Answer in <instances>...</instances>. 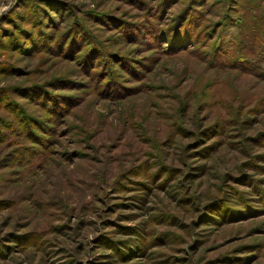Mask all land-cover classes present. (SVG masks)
<instances>
[{"label": "rangeland", "instance_id": "374dc122", "mask_svg": "<svg viewBox=\"0 0 264 264\" xmlns=\"http://www.w3.org/2000/svg\"><path fill=\"white\" fill-rule=\"evenodd\" d=\"M0 9V264H264V0Z\"/></svg>", "mask_w": 264, "mask_h": 264}, {"label": "clouds", "instance_id": "9594fccd", "mask_svg": "<svg viewBox=\"0 0 264 264\" xmlns=\"http://www.w3.org/2000/svg\"><path fill=\"white\" fill-rule=\"evenodd\" d=\"M0 11H3V9H0Z\"/></svg>", "mask_w": 264, "mask_h": 264}]
</instances>
